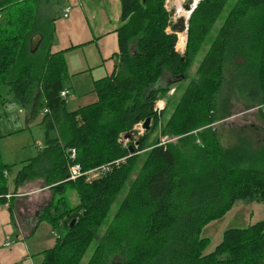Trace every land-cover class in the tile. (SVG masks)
<instances>
[{
    "label": "trees",
    "instance_id": "trees-1",
    "mask_svg": "<svg viewBox=\"0 0 264 264\" xmlns=\"http://www.w3.org/2000/svg\"><path fill=\"white\" fill-rule=\"evenodd\" d=\"M120 3L115 72L95 82L96 103L66 112L69 91L61 97L66 66L62 53L49 51L53 20L39 15L40 0H0V99L2 89L9 88L22 107L29 106L28 123L42 116L45 132V148L17 173L10 194L42 174L54 192L68 186L79 198L75 207L59 198L60 204L44 212L52 230L60 228L63 234L43 252L42 264H80L94 241L87 264H264V222L225 230L209 254H204L208 240L201 238L203 228L236 201L264 196V145L256 147L246 137L222 147L211 127L221 119L218 111H227L217 104L225 86L227 99L232 96L246 110L264 102V0L201 1L189 18L182 55L176 52L178 35L167 30L164 0ZM229 3L194 77L182 88ZM42 16L51 25L47 31L37 26ZM36 33L43 39L31 53ZM166 75L171 85L156 90ZM171 89L181 90L176 101L166 97ZM160 99L166 104L158 117L153 106ZM61 119L64 134L58 139ZM146 119L151 126L137 146L123 147L121 133ZM70 148L84 171L107 164L109 170L92 181H70ZM10 167L0 155V206L9 195ZM115 257L120 260L113 262Z\"/></svg>",
    "mask_w": 264,
    "mask_h": 264
},
{
    "label": "crops",
    "instance_id": "crops-1",
    "mask_svg": "<svg viewBox=\"0 0 264 264\" xmlns=\"http://www.w3.org/2000/svg\"><path fill=\"white\" fill-rule=\"evenodd\" d=\"M40 1L45 2L46 6L48 5V0ZM59 1L57 11L54 14L47 15L48 18L53 20L52 26L54 27L49 51L51 54L62 53L66 66V77L63 80V86L64 90L69 91V95L65 99L67 103L68 98L86 97L85 90H94L95 82L114 74L119 56L116 30L121 23V3L120 0ZM67 6L71 7V12L67 18H63L62 11ZM41 12L42 10L39 11V15ZM221 24L219 23L217 30L215 29L216 31L209 35V41L196 58L200 60L194 62L188 74L190 72L192 75L195 74L197 66L209 49L210 40L215 37ZM166 77L169 76L166 75ZM168 80L159 83L160 86L164 87ZM80 81L84 84L80 85ZM188 83V80L185 81L182 88ZM88 105L80 106L77 109ZM27 111L29 113V110ZM41 118L42 116H39L36 120L28 123L29 119L26 116L25 128L16 131V133L21 137H25L29 126L34 122L40 124ZM60 123H62L61 130L59 129ZM63 124L64 121L61 119L56 125L55 134L58 139L64 134ZM41 127L44 129L43 125ZM9 135L11 136L12 133L5 135L1 132L0 141ZM24 148L26 147H21V149ZM44 148V144L42 147L38 145L36 156ZM16 150L18 151V148ZM28 160L22 161L20 167L11 175L13 183L8 186L9 197H6V203L0 206V264H42L43 252L54 247L56 243V237H54L56 230H52L47 221L43 219V214L51 206L60 204L59 198H65V202L68 204L65 196L68 186L54 192L51 189L54 185H47L45 176H42V174L34 175V177L24 182L14 195L10 194L15 190V176L27 164ZM8 175L9 173H7V178ZM49 230L50 233H48ZM51 235L55 238L54 242Z\"/></svg>",
    "mask_w": 264,
    "mask_h": 264
},
{
    "label": "rangeland",
    "instance_id": "rangeland-1",
    "mask_svg": "<svg viewBox=\"0 0 264 264\" xmlns=\"http://www.w3.org/2000/svg\"><path fill=\"white\" fill-rule=\"evenodd\" d=\"M44 1V0H43ZM235 0H231L234 2ZM59 0H48V5L46 6L45 2H41L40 10H42L41 15H51L54 14L58 9ZM165 2V0H164ZM230 3L227 5L225 11L220 17V20L215 24V29L217 30V26L219 23L223 22L224 17L226 16L228 9L230 7ZM41 17L38 21L37 26H41L42 29L48 30L51 25L47 23V19ZM121 25V23H120ZM214 29V31H216ZM31 52V51H30ZM44 51L42 50L38 57H43ZM199 61L200 59H196ZM193 73V72H192ZM195 75V74H194ZM194 75L191 72L188 74V81H190ZM168 80V77H164L162 79V83ZM80 85L84 84L82 81L79 82ZM177 91V90H176ZM177 91L175 93L174 90V99H177L181 94ZM84 94L86 97H81L78 99H67L66 103V111L73 112L74 110H78L77 108L80 106L88 105L92 102H96L98 100L97 95L94 90H85ZM228 95V87L225 86L222 94L219 96L217 100L218 109L221 110V107L224 106L229 115L226 112L218 111L217 117L220 120H217L214 124H216V132L215 134L218 137L220 145L222 147H231L238 143L239 139L250 138L256 147L264 145V118L258 111L251 109L246 110L241 103L237 102L232 96L230 99H227ZM155 105V104H154ZM154 107V106H153ZM29 106L27 107L28 110ZM26 108H22L19 101L15 99L14 93L9 88L6 87L2 89V95L0 99V133L2 132L5 135L12 133V135L7 136L4 140L0 141V155L4 164L11 166L8 170V178H7V186L12 185L11 175L18 167H20L21 162L32 157H36V149L39 146H43L44 144V129L41 127L39 123L34 122L29 126V130L26 131V136L21 137L16 133V131L25 128L26 124ZM124 134L121 133V143L123 147H127L130 144L133 145L135 140L131 137L128 139H124ZM133 134V130L129 133ZM144 134V133H143ZM155 139V136H154ZM25 146L26 148L21 149V147ZM137 146V142L134 144ZM18 148V151L16 150ZM133 177L130 178L132 180ZM126 193V189L123 190L117 201L115 202L112 211L109 213L108 221L104 227L100 230L104 232L109 222L113 219L115 212L123 199ZM66 198L68 202V206L75 207L79 204V198L77 197V193L73 191L70 187L66 192ZM62 222V221H61ZM60 222V224H62ZM258 222H264V196L262 198L257 197L252 200H241L236 201L233 207L230 209L226 215L212 221L208 225H206L202 232L201 238H206L208 240V246L204 251V254H209L214 251L216 246L221 242L222 234L225 230L230 228H248L250 225H254ZM105 228V230H104ZM50 233V230L49 232ZM55 236H60L63 234L62 229H56ZM52 236V235H51ZM53 238V242L55 238ZM57 239V237H56ZM96 246V241H94L80 264H87L90 260L94 249ZM119 257L113 258V262L119 261Z\"/></svg>",
    "mask_w": 264,
    "mask_h": 264
},
{
    "label": "built area",
    "instance_id": "built-area-1",
    "mask_svg": "<svg viewBox=\"0 0 264 264\" xmlns=\"http://www.w3.org/2000/svg\"><path fill=\"white\" fill-rule=\"evenodd\" d=\"M179 0H165L164 2V8L165 10L168 12L169 14V25L167 30L169 32H174L173 31V26L180 20L183 19L184 20V30L183 32H185L186 34V40L185 43L183 44L182 47H177V43H178V38H177V43H176V52L179 53L180 55H182L184 53L185 50V45H186V41H187V31H188V21L189 18L192 14V12L195 10V8L197 7L198 2L194 3V0H186L183 3V9L185 11H187L184 6L186 4L189 3V1H191L192 3L189 4L190 10L187 11L189 13V17L186 19L185 17H179L178 16V11H177V2ZM71 12V7L67 6L63 9L62 11V17L63 18H67L68 15ZM182 32V33H183ZM176 35L177 33L174 32ZM174 94V89H171L167 94L166 97H170ZM68 95V91H62L61 93V97H66ZM166 100L165 99H160L158 100L154 107H153V111L154 113H156V115L158 117H160L161 113L163 112V110L165 109V103ZM254 110L256 111H261L264 113V102L260 105H258L257 107L254 108ZM48 113V111H44V114ZM216 124H212L211 127L215 128ZM145 132V129L143 128L142 124H138L133 128V134L131 135V137L135 140L134 143L137 142V140L139 139V137L143 136V133ZM136 147V146H135ZM66 156H67V171L69 170L70 172V180L72 181H76L79 178L84 177L86 181H92L95 180L97 178L100 177L101 173L107 172L109 170L108 168V164L107 165H103L100 166L98 168L92 169V170H88V171H84L81 167V165L78 163L77 161V152L75 149L70 148L67 150L66 152ZM123 160H121V162H123ZM6 197H9V195H7ZM8 245V244H6Z\"/></svg>",
    "mask_w": 264,
    "mask_h": 264
},
{
    "label": "water",
    "instance_id": "water-1",
    "mask_svg": "<svg viewBox=\"0 0 264 264\" xmlns=\"http://www.w3.org/2000/svg\"><path fill=\"white\" fill-rule=\"evenodd\" d=\"M192 2L189 1L188 4H186L184 6V8L189 11L190 10V7H189V4H191ZM173 31L176 32V33H181L183 32L184 30V20L183 19H180L174 26H173ZM42 39V35L41 34H34L31 39H30V51L31 53H34L37 48H38V45H39V42L41 41ZM172 81L171 80H168L165 84V86H160V84H157V88H155L156 90H159V89H164L165 87H168L169 85H171ZM26 116H29V113L27 111L26 113ZM150 119H146L143 121V128L145 129V131H148L149 128H150ZM128 138H131V135L129 133L125 134L124 135V139H128ZM74 223V221H72L70 223V226H72Z\"/></svg>",
    "mask_w": 264,
    "mask_h": 264
},
{
    "label": "bare ground",
    "instance_id": "bare-ground-1",
    "mask_svg": "<svg viewBox=\"0 0 264 264\" xmlns=\"http://www.w3.org/2000/svg\"><path fill=\"white\" fill-rule=\"evenodd\" d=\"M186 0H179L177 2V11H178V16L181 18V17H185L186 19L189 17V13L187 11H185L183 9V3L185 2ZM203 1V0H194V3L198 2V4ZM197 4V5H198ZM178 35V40H179V47H182L183 44L185 43V40H186V34L185 32H181V33H177ZM139 124H142L143 125V122L142 123H139ZM150 126H151V121H150ZM167 141V138H162V144H165ZM68 177H69V180H70V172L68 170ZM72 181V180H70Z\"/></svg>",
    "mask_w": 264,
    "mask_h": 264
}]
</instances>
